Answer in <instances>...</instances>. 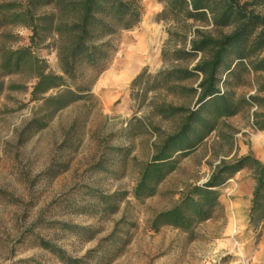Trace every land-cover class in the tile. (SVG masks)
<instances>
[{
    "label": "rangeland",
    "instance_id": "1",
    "mask_svg": "<svg viewBox=\"0 0 264 264\" xmlns=\"http://www.w3.org/2000/svg\"><path fill=\"white\" fill-rule=\"evenodd\" d=\"M28 1L0 0V7L12 8L0 9V264H64L48 248L83 264H264V222L250 224L255 181L247 168L218 188L220 206L211 219L187 231L152 227L222 163L246 155L264 163V131L257 129L264 120V73L249 64L264 49L221 75L218 87L236 113L219 119L194 150L175 155L173 171L138 199L144 168L197 108L201 75L178 81L163 73L193 69L203 55L174 60L173 53L202 36L229 35L234 25L162 19L164 1L134 0L140 21L114 38L105 69L80 72L78 84L89 93L54 111L56 104L32 101L31 93L38 71L62 76L55 20L69 19L54 4ZM254 12L264 17V7ZM139 42L147 49L131 58L129 49ZM127 64L134 65L128 76ZM77 91L67 81L44 97L64 92L70 100Z\"/></svg>",
    "mask_w": 264,
    "mask_h": 264
},
{
    "label": "trees",
    "instance_id": "2",
    "mask_svg": "<svg viewBox=\"0 0 264 264\" xmlns=\"http://www.w3.org/2000/svg\"><path fill=\"white\" fill-rule=\"evenodd\" d=\"M60 1V2H58ZM165 6L162 19L210 20L216 27L234 25V31L218 38L202 36L192 41L189 50H177L174 60H183L191 54H202L199 63L190 70H174L163 73L166 79L184 81L195 74L201 75L198 85L200 93L197 108L185 117L178 131L167 136L151 162L146 165L135 189V197H149L153 194L166 174L173 171L175 155H186L197 147L215 128L217 121L236 113L237 106L230 96L219 89L222 74H231L243 62L251 61L256 52L264 49V17L255 14L254 9L264 7V0H160ZM54 4L57 11L63 12L68 23L55 20V33L60 39L57 60L62 76L36 73V83L31 93L32 101L43 104L54 103V111L60 110L69 103L81 100L89 93V86L78 84L82 69L97 71L105 69L111 55L115 52L114 38L122 31L133 29L140 21V7L134 0H29L28 4ZM11 7V6H5ZM0 7L10 11L12 8ZM18 17L19 14H13ZM180 17V18H176ZM65 37L62 43V37ZM164 54V53H163ZM164 57V55H163ZM251 70L264 73V57L249 62ZM19 65V58L15 67ZM5 66H8L6 64ZM140 77V76H139ZM137 77L132 85L138 80ZM72 81L77 86L76 93L69 92L72 99L65 100L64 92L56 96L44 97L53 89L65 86ZM93 82V81H92ZM77 83V84H76ZM264 91V84L259 88ZM258 102V98H251ZM165 112V108H156ZM177 113L178 109H169ZM264 119V114H263ZM35 122V121H34ZM33 122V123H34ZM257 129L264 131V120ZM247 168L253 175L255 187L252 193L250 224L264 222V163L246 155L238 160L217 166L209 179L201 186H193L184 195L180 203L172 209L159 213L152 222L153 229L162 225L187 231L193 224L212 218L219 208L218 188L237 172ZM64 264H83L81 259L66 258L60 250L48 248Z\"/></svg>",
    "mask_w": 264,
    "mask_h": 264
},
{
    "label": "bare ground",
    "instance_id": "3",
    "mask_svg": "<svg viewBox=\"0 0 264 264\" xmlns=\"http://www.w3.org/2000/svg\"><path fill=\"white\" fill-rule=\"evenodd\" d=\"M147 47L145 44H143L142 42H139L137 45L131 47L129 49V55L131 58H138L140 56V58L142 57L140 55L141 52H143L144 50H146ZM146 53V52H145ZM127 56V55H126ZM150 58V57H149ZM136 60V59H135ZM152 63V62H151ZM139 65V64H138ZM134 69V65L133 64H127L125 67V74L128 76L131 74V72Z\"/></svg>",
    "mask_w": 264,
    "mask_h": 264
}]
</instances>
